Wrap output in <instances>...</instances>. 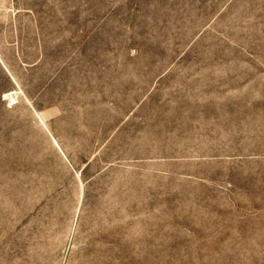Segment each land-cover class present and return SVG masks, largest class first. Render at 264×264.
Instances as JSON below:
<instances>
[{
    "label": "rangeland",
    "instance_id": "1",
    "mask_svg": "<svg viewBox=\"0 0 264 264\" xmlns=\"http://www.w3.org/2000/svg\"><path fill=\"white\" fill-rule=\"evenodd\" d=\"M0 264H264V0H0Z\"/></svg>",
    "mask_w": 264,
    "mask_h": 264
}]
</instances>
